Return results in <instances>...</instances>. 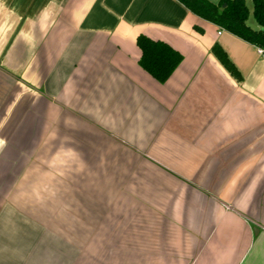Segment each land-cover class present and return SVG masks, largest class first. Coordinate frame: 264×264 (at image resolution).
<instances>
[{
  "label": "crops",
  "instance_id": "0c3cea01",
  "mask_svg": "<svg viewBox=\"0 0 264 264\" xmlns=\"http://www.w3.org/2000/svg\"><path fill=\"white\" fill-rule=\"evenodd\" d=\"M218 31L177 0H0V264H264V51ZM139 34L181 53L165 82Z\"/></svg>",
  "mask_w": 264,
  "mask_h": 264
},
{
  "label": "trees",
  "instance_id": "16d2710c",
  "mask_svg": "<svg viewBox=\"0 0 264 264\" xmlns=\"http://www.w3.org/2000/svg\"><path fill=\"white\" fill-rule=\"evenodd\" d=\"M194 15L204 18L227 32H231L264 51V0H251L252 15L260 27L252 29L248 23V6L245 0H177ZM136 44L141 51L139 63L157 81L165 82L182 59L181 53L169 43L139 34ZM214 54L227 70L238 76L237 69L229 61L226 52L218 44L212 47Z\"/></svg>",
  "mask_w": 264,
  "mask_h": 264
},
{
  "label": "rangeland",
  "instance_id": "374dc122",
  "mask_svg": "<svg viewBox=\"0 0 264 264\" xmlns=\"http://www.w3.org/2000/svg\"><path fill=\"white\" fill-rule=\"evenodd\" d=\"M249 16H251V18H250V20H249V23H250L251 25H253V26H256V22H255V20L253 19V16H252L251 11H250V15H249Z\"/></svg>",
  "mask_w": 264,
  "mask_h": 264
},
{
  "label": "built area",
  "instance_id": "2783aa9c",
  "mask_svg": "<svg viewBox=\"0 0 264 264\" xmlns=\"http://www.w3.org/2000/svg\"><path fill=\"white\" fill-rule=\"evenodd\" d=\"M222 30H223V29L219 27V31H218V33H220Z\"/></svg>",
  "mask_w": 264,
  "mask_h": 264
}]
</instances>
